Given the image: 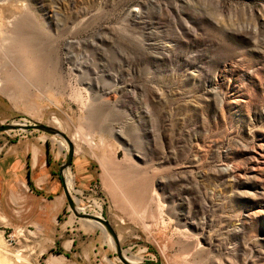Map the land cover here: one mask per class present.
<instances>
[{
  "label": "rangeland",
  "instance_id": "1",
  "mask_svg": "<svg viewBox=\"0 0 264 264\" xmlns=\"http://www.w3.org/2000/svg\"><path fill=\"white\" fill-rule=\"evenodd\" d=\"M9 121L69 138L74 199L127 260L264 264V0H0ZM28 134L49 137L0 133V154ZM28 188L0 194V264H122Z\"/></svg>",
  "mask_w": 264,
  "mask_h": 264
},
{
  "label": "crops",
  "instance_id": "2",
  "mask_svg": "<svg viewBox=\"0 0 264 264\" xmlns=\"http://www.w3.org/2000/svg\"><path fill=\"white\" fill-rule=\"evenodd\" d=\"M29 137L37 140L28 142V144L10 142L4 152L0 154V194L1 192H9L10 196L18 198L20 197V192L18 191L23 189L29 195L38 197L28 187L43 189L46 191L45 193L52 195L51 198L61 208L66 201L62 193L57 167L65 157L64 149L53 138L38 134H31ZM48 141L52 143L51 147L46 144L49 143ZM49 153H52L51 161L48 160ZM70 170L72 183L77 178H81V181L82 178L91 176L85 170L81 173L79 172L73 156ZM40 198L43 199L42 197Z\"/></svg>",
  "mask_w": 264,
  "mask_h": 264
},
{
  "label": "water",
  "instance_id": "3",
  "mask_svg": "<svg viewBox=\"0 0 264 264\" xmlns=\"http://www.w3.org/2000/svg\"><path fill=\"white\" fill-rule=\"evenodd\" d=\"M29 129L37 130V132H40L42 134H46L49 137H52L53 139L57 140L59 143L63 145L64 159L58 164L57 167V173L61 181V187H62V193L66 201V205L69 209V211L72 213V215L78 219L81 220H91L94 221L96 224H99L102 226L107 234L109 235V238L111 239V242L113 243L115 254L118 258V260L122 264H154L150 262H135L131 263L129 260L123 256V254L120 251V248L117 243V236L115 232L113 231L112 227L109 225L108 221L104 219V217L101 215L100 212L93 209V213L86 210V207L84 205H80L77 203V201L74 199V196L72 194V186H71V160L73 156V144L69 140V138L60 130L40 124L37 122L32 123H25V122H18L13 123V121H9L6 123L0 124V133L3 132H10V131H26Z\"/></svg>",
  "mask_w": 264,
  "mask_h": 264
},
{
  "label": "bare ground",
  "instance_id": "4",
  "mask_svg": "<svg viewBox=\"0 0 264 264\" xmlns=\"http://www.w3.org/2000/svg\"><path fill=\"white\" fill-rule=\"evenodd\" d=\"M13 123H15V122H13ZM74 153H75V151H74ZM84 221H91V220H84ZM91 222L95 223L94 221H91ZM125 258H126V256H125ZM129 262H131V263H135V262L132 261V260H130Z\"/></svg>",
  "mask_w": 264,
  "mask_h": 264
},
{
  "label": "built area",
  "instance_id": "5",
  "mask_svg": "<svg viewBox=\"0 0 264 264\" xmlns=\"http://www.w3.org/2000/svg\"><path fill=\"white\" fill-rule=\"evenodd\" d=\"M72 191H73V188H72ZM73 194V193H72Z\"/></svg>",
  "mask_w": 264,
  "mask_h": 264
}]
</instances>
